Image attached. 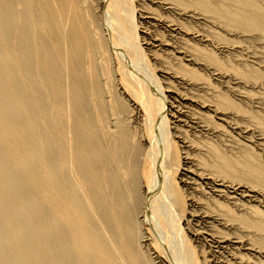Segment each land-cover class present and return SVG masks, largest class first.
Masks as SVG:
<instances>
[{
	"label": "bare ground",
	"instance_id": "6f19581e",
	"mask_svg": "<svg viewBox=\"0 0 264 264\" xmlns=\"http://www.w3.org/2000/svg\"><path fill=\"white\" fill-rule=\"evenodd\" d=\"M218 84L264 106V0H0V264H264V117Z\"/></svg>",
	"mask_w": 264,
	"mask_h": 264
},
{
	"label": "rangeland",
	"instance_id": "374dc122",
	"mask_svg": "<svg viewBox=\"0 0 264 264\" xmlns=\"http://www.w3.org/2000/svg\"><path fill=\"white\" fill-rule=\"evenodd\" d=\"M169 1H174V0H169ZM95 3V6L98 7L97 5V1L94 2ZM146 5H150V7H152L153 9H155V11L157 13H162L161 9L158 8L157 5L155 4H152L147 1L145 2ZM149 3V4H148ZM155 6V7H154ZM134 7H135V4H134ZM158 8V9H157ZM157 9V10H156ZM160 10V11H159ZM123 13V12H122ZM193 27L197 28V25H193ZM224 34H221V36H223ZM223 39H225V35L222 37ZM235 41H238L237 39ZM253 44V42H251ZM251 43H245L243 42V49H244V54L247 56L249 54H251L252 52H255L257 49H256V44H251ZM249 44V46H248ZM255 48V49H254ZM252 50V51H251ZM255 50V51H254ZM250 52V53H249ZM211 78L209 77V81L210 82H213L212 80H210ZM217 86V89L221 90L222 92L225 90L224 87H221L219 84L216 85ZM225 95L224 97L221 96V98H224V103H225V107L229 110V111H236L234 109H238V114H239V121L241 122L242 125H253L255 124L257 121H258V117H264V106H260V108H256V106H254L252 103H250L249 101H240L239 99L237 98H234L231 96V94H229L227 91L223 92ZM227 93V94H226ZM260 110V111H259ZM263 113V114H262ZM146 127V125H145ZM207 140H206V139ZM201 138L199 139V143L201 144H207L209 146H213L212 148H214V145H216V147H218L223 154H221V160H219V158L211 155L209 152V148L208 147H204L207 149L206 150H203L202 152V158H203V162L205 165H214L216 163H219L221 161H223L224 159L228 160L230 163H231V167L228 166V167H225V171L227 174V177H230V178H237V179H244L243 177V174H242V171L243 172H247L248 171V168L244 166L243 164V158H239L242 157V155L244 154L243 152H240V151H243L241 150L239 145L236 146V143L235 142H232L230 140H227L225 138H220V139H215V138ZM203 141V142H202ZM227 142L229 143L227 145ZM210 143V144H209ZM213 144V145H212ZM253 148V149H252ZM251 148V152L252 153H256L259 157L261 155V151L257 148V147H252ZM235 149V150H234ZM255 149V150H254ZM259 150V151H258ZM256 151V152H255ZM259 152V153H257ZM243 153V154H242ZM180 154H179V158H177V161L180 163ZM261 162L264 163V159H263V156L261 155ZM230 169H232L234 172L233 173H230ZM212 171L216 172V169H213ZM218 172L219 174H222V176L224 175V171L222 169H218ZM243 216L240 217V223L242 225V234L243 235H246V236H250V234L254 237L255 241H261L262 240L264 241V238H262V236L260 235H256V234H253V233H259L254 227H253V223L247 221L246 219L242 218ZM257 218V217H256ZM260 236V237H259ZM263 237H264V233H263ZM262 238V240H260ZM263 244V242H262ZM264 245V244H263Z\"/></svg>",
	"mask_w": 264,
	"mask_h": 264
}]
</instances>
